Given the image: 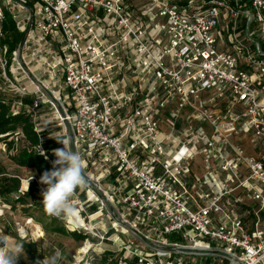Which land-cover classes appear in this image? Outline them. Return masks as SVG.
Returning <instances> with one entry per match:
<instances>
[{
    "label": "built area",
    "instance_id": "1",
    "mask_svg": "<svg viewBox=\"0 0 264 264\" xmlns=\"http://www.w3.org/2000/svg\"><path fill=\"white\" fill-rule=\"evenodd\" d=\"M6 14L0 94L70 139L98 203L70 230L115 235L118 264H264V0H0V37Z\"/></svg>",
    "mask_w": 264,
    "mask_h": 264
},
{
    "label": "trees",
    "instance_id": "2",
    "mask_svg": "<svg viewBox=\"0 0 264 264\" xmlns=\"http://www.w3.org/2000/svg\"><path fill=\"white\" fill-rule=\"evenodd\" d=\"M3 35L0 37V46H7L9 55L16 48L22 39V33L19 32L13 20L8 14L2 23ZM29 102V99H26ZM19 131L20 136L15 139L14 132ZM10 137H12L10 139ZM0 141L6 146L9 152V157L15 165L23 168H31L34 170V179H31L25 190H21V177L18 173H10L0 166V201L15 208L16 204L23 207L34 206L37 209H42L39 196L38 186H46L40 183L41 175L52 168V161L55 160L53 149L59 148L60 143L51 138L48 129L36 132L32 118L24 113L12 114L11 106L5 102L0 94ZM22 142L18 146V142ZM37 146H41L44 153L41 154L36 150ZM82 198L84 199V194ZM91 211H95L96 206H91ZM27 210V208H25ZM38 222L42 224L45 232L58 233L67 235L75 240L89 239V235L79 230H67L56 218L47 216L45 219L40 218ZM93 242V241H92ZM94 243V242H93ZM26 254L30 259L38 256V251L34 244L23 243ZM95 253V252H93ZM116 253L111 248L105 247L103 252H99V256H92L95 262L93 264H118ZM120 259V258H119Z\"/></svg>",
    "mask_w": 264,
    "mask_h": 264
},
{
    "label": "rangeland",
    "instance_id": "3",
    "mask_svg": "<svg viewBox=\"0 0 264 264\" xmlns=\"http://www.w3.org/2000/svg\"><path fill=\"white\" fill-rule=\"evenodd\" d=\"M1 74V69H0ZM6 90H8L9 96H12L11 92H13L11 86H6ZM43 113V112H41ZM48 126L50 123H47ZM49 134H51L53 131H57L58 128L56 127H49ZM18 146H21L23 143L18 142ZM0 166H3L6 171L10 173H18L21 177V190H25L27 187L28 182L31 180L34 176V170L31 168H23L18 167L13 163V161L9 157V152L6 149V146L4 145L3 141H0ZM46 186H38V196L39 200L42 206V209H37L34 206L28 207L29 205H25L24 207L20 204H16L15 208H11L10 205L3 203L0 201V232L5 233L6 235H9V237L12 239L13 244L19 242V243H31L35 245L36 250L38 251V256H36L34 259H30L28 255L26 254V259L24 256H21L17 264H36L37 261H42L44 258L50 257L53 254H59L61 257V264H85L83 261H79V259L82 256V252L84 248L86 247L85 240H75L74 238L67 236V235H61L58 233H52V232H45L42 224L38 222V219L43 218L45 219L47 216H49L44 209V205L42 202L43 196H42V190ZM78 193L83 192V188H78ZM82 198V195L79 196ZM76 195H72L71 202L75 206V209L79 208L80 205L78 204ZM94 206L98 203H92ZM85 210L90 211L91 206L85 207V204L81 205ZM27 208V210H25ZM75 214L72 213L71 215L67 216L66 218H56L58 222H60L67 230H70L74 227V223L71 222L74 215H76V210H74ZM98 214H95L92 216L94 218ZM81 216H83V213H81ZM81 216L78 218L75 217L76 222L83 227L78 226L76 230L82 231L89 235V241L93 243L92 251L90 254L92 256H99V252H101L102 249H104L106 246L107 248H111L114 250V252L117 254L116 258H121V252L117 250V244H119L118 239H115V235H113L111 238H113L115 243L109 241V240H100L95 234H100L101 231L99 229H93L89 227L87 220L85 222L82 220L83 223H80L79 220H81ZM53 217V216H52ZM105 219V218H104ZM106 220V219H105ZM85 224V225H84ZM94 224V223H92ZM106 224V228L102 226L103 229H106L107 236L111 233V230L108 228ZM98 226H101L99 224ZM96 227V225H94ZM99 232V233H98ZM105 235V236H106ZM130 237L131 235L128 234ZM124 239L125 236H121ZM169 241H175L178 240L174 238L173 236L169 235L167 236ZM85 243V246H83L82 249H79L83 244ZM79 249V250H78ZM96 252V253H93Z\"/></svg>",
    "mask_w": 264,
    "mask_h": 264
},
{
    "label": "clouds",
    "instance_id": "4",
    "mask_svg": "<svg viewBox=\"0 0 264 264\" xmlns=\"http://www.w3.org/2000/svg\"><path fill=\"white\" fill-rule=\"evenodd\" d=\"M51 138L63 147L52 150L55 156L52 168L40 177V183L46 185L42 190V202L49 216L66 218L75 210L72 195L78 188L86 186L85 161L81 153L73 149L69 138L57 131L51 133ZM21 256L27 258L23 244H13L9 235L0 232V264H17ZM36 264H61V257L58 253L53 254Z\"/></svg>",
    "mask_w": 264,
    "mask_h": 264
},
{
    "label": "crops",
    "instance_id": "5",
    "mask_svg": "<svg viewBox=\"0 0 264 264\" xmlns=\"http://www.w3.org/2000/svg\"><path fill=\"white\" fill-rule=\"evenodd\" d=\"M104 247H106V246H104ZM96 253V252H95ZM93 258V257H92ZM88 259V258H87ZM85 264H88V262L87 261H83ZM95 262V260H91L90 261V264H93Z\"/></svg>",
    "mask_w": 264,
    "mask_h": 264
},
{
    "label": "bare ground",
    "instance_id": "6",
    "mask_svg": "<svg viewBox=\"0 0 264 264\" xmlns=\"http://www.w3.org/2000/svg\"><path fill=\"white\" fill-rule=\"evenodd\" d=\"M74 212H75V211H73L72 213H74ZM74 214H75V213H74ZM78 218H79V217H78ZM79 221H80V223H83V222H82V219L79 220ZM84 225H85V224H84ZM87 246H88V243H86V247H87ZM86 247H85V248H86ZM85 248H84V250H85ZM84 250H83V251H84Z\"/></svg>",
    "mask_w": 264,
    "mask_h": 264
},
{
    "label": "water",
    "instance_id": "7",
    "mask_svg": "<svg viewBox=\"0 0 264 264\" xmlns=\"http://www.w3.org/2000/svg\"><path fill=\"white\" fill-rule=\"evenodd\" d=\"M20 45H21V43H20Z\"/></svg>",
    "mask_w": 264,
    "mask_h": 264
}]
</instances>
